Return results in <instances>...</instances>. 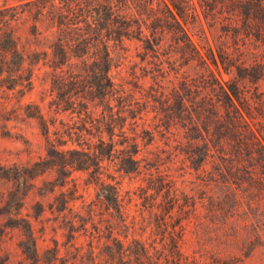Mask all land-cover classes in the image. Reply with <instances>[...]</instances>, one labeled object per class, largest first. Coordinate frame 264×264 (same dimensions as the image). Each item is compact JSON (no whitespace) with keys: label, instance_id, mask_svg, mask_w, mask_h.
Wrapping results in <instances>:
<instances>
[{"label":"trees","instance_id":"1","mask_svg":"<svg viewBox=\"0 0 264 264\" xmlns=\"http://www.w3.org/2000/svg\"><path fill=\"white\" fill-rule=\"evenodd\" d=\"M41 1L48 3L38 8L35 19L47 15L56 29L52 54L20 50L11 22L4 20L0 77L9 73L17 85L31 88L35 66L44 61L52 69L57 106L82 121L76 132L66 134L73 143L76 137L78 147L68 148L65 133L56 131L52 139L51 124L40 107L28 105L47 153L19 174V179L34 181L56 173L46 185L49 192L61 190L55 205L71 241L82 231L88 233L89 223L100 217L99 224L108 223L106 242L96 247L98 253L91 251V264H264V93H259L264 80V0L30 3ZM216 26L234 47L215 39ZM127 42L141 45L143 61L152 58L156 84L171 72L176 78L183 69L192 72L182 73L180 87L174 86L172 97L155 108L154 118L155 131L164 127L168 138L170 150L162 153L180 160L178 171L184 174L161 170L165 162L159 153L142 156V145L156 142L155 132L145 125L142 135H136L150 101L141 104L134 96L124 97L110 74L114 53L126 50ZM28 59L32 68H26ZM89 102H97L94 109L102 107L100 115ZM128 119L134 136L126 130ZM173 127L177 133L171 132ZM106 162L142 184L123 192L115 176L103 178ZM77 171L88 173L89 183L98 189L97 201L83 206L86 215L74 212L76 183L68 188ZM193 174L195 179L188 178ZM14 195L18 204L25 197L20 189ZM24 228L27 239L20 248L32 264H41L32 227L26 222ZM47 253L52 255L45 264H57L58 247Z\"/></svg>","mask_w":264,"mask_h":264},{"label":"rangeland","instance_id":"2","mask_svg":"<svg viewBox=\"0 0 264 264\" xmlns=\"http://www.w3.org/2000/svg\"><path fill=\"white\" fill-rule=\"evenodd\" d=\"M31 1L33 0H0V28L4 20H9L20 50L28 55L43 52L51 55L53 52L51 45L55 40L56 29L52 28L47 15L41 17L39 21L35 19L38 8L45 6L48 2L41 1L33 5ZM212 32L216 40L229 41L230 47L235 46L232 39H226L220 26H216ZM1 33L2 31L0 36ZM238 44L244 50L243 43ZM250 48L254 50V46ZM143 55L144 50L137 42H127L126 50H117L114 53L110 74L118 89L123 91L121 94L129 100L132 99L129 96H134V100L140 101L141 104L150 101L149 113H144V119L139 120L137 134L131 130L133 122L131 119H128L126 123V130L130 136L142 135L143 125L146 129L154 131L156 142L148 148L142 145V156L148 151L159 153L164 159L163 163L165 162L161 170L170 168L172 174H184V170L178 171L182 168L180 160L172 161L171 152L162 153L164 150H170L166 145L168 138L164 136L166 133L164 127L158 129L161 132L155 131L157 120L154 118L155 108L161 109L165 99L172 97L174 86L180 87L183 80L182 73L188 68L183 69L178 78L174 72H171L170 76L166 79L160 78V83L156 84L151 72L155 68L154 64H150L152 58L143 61ZM4 56L5 54L0 50V59ZM30 62L31 59H28L26 68H32ZM46 62L49 63V61ZM169 70L170 68L167 69L168 72ZM51 72L52 69L44 61L37 64L31 88H22L17 85L16 81L10 79L9 73H4L0 77V264H32L20 248V242L27 239V230L24 228L26 222L32 227L37 249L42 256L41 264H45L52 255L47 252L57 247L59 249L57 264H91V251L98 253L96 247L106 242L108 223L104 221L99 224L100 217L96 218L94 225L89 223L88 233L82 231L77 234L79 237L77 240L71 241L68 230L64 228V215L57 211L55 205V198L61 190L57 188L55 192H49L48 189L51 187L46 185V182L55 180V172H48L34 181L19 179V174L23 173L25 168L45 158L47 153L46 140L38 122L29 117L28 105L35 104L40 107L51 124L52 139L56 138L54 135L56 131H61L65 133L68 148L78 147L76 137L72 139L73 143L66 134L69 131L76 132L82 126V121L76 114L64 112L57 106V93L52 88ZM188 72L192 73L190 70ZM225 78L229 79L227 75ZM259 86V93H264V80L259 83ZM248 88L252 93L256 92L255 85L249 84ZM96 103L89 102L90 108L94 109ZM112 104L116 106L117 102L114 101ZM94 110L97 115H100L102 107ZM260 122L262 123L260 127L264 129L263 117ZM171 132L177 133L178 130L173 127ZM116 140L118 141L119 138L116 137ZM140 142L143 144L141 139ZM174 145L172 143V146ZM104 166L106 169L103 178L107 180V175L115 176L122 182L123 192L136 190L142 184L140 178L132 180L130 177L121 176L113 163L106 162ZM188 178L195 179V175H189ZM88 179V173L73 172L68 187L76 183L78 200L74 204V212H80L83 215L87 214V208L83 206L97 201L98 189L94 184H90ZM19 189L25 194L20 204L14 195ZM136 203L140 201L136 199ZM98 209L100 212L102 207Z\"/></svg>","mask_w":264,"mask_h":264}]
</instances>
